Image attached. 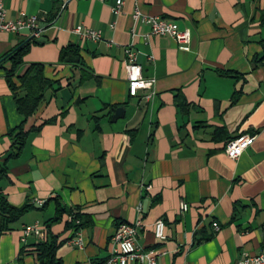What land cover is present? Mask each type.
Here are the masks:
<instances>
[{"label":"crops","instance_id":"1","mask_svg":"<svg viewBox=\"0 0 264 264\" xmlns=\"http://www.w3.org/2000/svg\"><path fill=\"white\" fill-rule=\"evenodd\" d=\"M116 1L6 0V20L45 21L17 75L41 65L47 84L24 130L42 126L6 161L0 182L9 205L31 206L0 234V264H37L41 240L22 241L23 229L34 225L62 241L56 251L62 264H105L120 223L140 224L135 245L162 253L157 264H234L243 254H260L264 0H122L114 17ZM64 2L59 25L48 26ZM135 13L188 31L186 50L152 35ZM78 26L101 38L79 37ZM29 40L28 31L0 33V60ZM126 47L136 53L143 79L154 80L134 98L127 94ZM64 52L71 62L61 61ZM8 68L0 61V159L10 151L7 131L23 121L5 80ZM117 109L123 114L114 120ZM239 135L253 140L231 160L224 150ZM180 201L188 205L184 213ZM57 205L81 216L76 233L65 216L46 227ZM158 222L162 239L155 236Z\"/></svg>","mask_w":264,"mask_h":264},{"label":"built area","instance_id":"2","mask_svg":"<svg viewBox=\"0 0 264 264\" xmlns=\"http://www.w3.org/2000/svg\"><path fill=\"white\" fill-rule=\"evenodd\" d=\"M123 1L117 0L115 5L111 8V13L116 17L120 13V9ZM66 3H62L59 6L53 19L48 22V26L57 27L65 13ZM134 19L140 21L150 28L152 35L168 36L171 37L179 46L180 49L186 50V45L189 42V32L179 30L177 25L157 17H143L139 13H135ZM40 22L45 23L43 19L39 20L36 17H29L25 19H17L15 21L6 20V0H0V33L18 34L22 31H28L31 40L38 39L42 32L43 27L40 26ZM114 23H111L110 28H113ZM74 34L81 38H86L92 41H97L101 38L100 33L93 31L82 26H78L73 31ZM125 54V73L127 82V94L129 97L134 98L137 96L139 91L151 90L154 85V80H145L142 77L140 66L136 62V53L131 47L124 49ZM150 95L145 96V100L148 101ZM253 138L249 135H241L235 140L229 142L224 150L225 155L231 159L236 160L244 152L246 148L250 146ZM37 204L42 206V202L38 201ZM188 210V205L180 201L179 211L184 213ZM79 224L78 221L75 222ZM214 231H218L216 223L212 224ZM140 224H126L120 223L117 225L114 234L112 236V243L115 247L114 254L108 259L105 264H128L129 262H138L139 264H157V258L162 255L158 251L148 250L141 251L137 249L135 245V238L137 236ZM34 235L41 241L45 239L44 230L34 225L25 227L23 229L22 241L26 237ZM155 236L158 239H162V224L160 222L155 224ZM264 241V232L262 234ZM75 243L82 247L80 240ZM234 264H264V251L258 255L243 254Z\"/></svg>","mask_w":264,"mask_h":264},{"label":"trees","instance_id":"3","mask_svg":"<svg viewBox=\"0 0 264 264\" xmlns=\"http://www.w3.org/2000/svg\"><path fill=\"white\" fill-rule=\"evenodd\" d=\"M31 41L33 42L34 40H29L19 45L4 55L0 60L1 62L6 61L9 63V68L5 70V80L8 89L13 94L16 111L23 117V121L19 126L7 131L6 137L10 140L11 147L6 157L0 159V182L7 174L6 161L16 157L20 153L28 135L32 132H37L42 126L31 128L27 132L24 130L26 119L30 117L42 103L43 90L47 84L42 75L43 67L41 65H31L22 75H17L18 70L23 66V58ZM74 51L76 50L74 49ZM67 52H64L61 57V61H65L66 63L71 62V60H64V58L68 56ZM218 134L219 133L216 131V135ZM239 136L235 137L233 140ZM233 140L228 141V143ZM30 209V205H24L19 208L12 207L8 204L0 190V234L11 231V226ZM63 216L70 219V221L65 223V226L67 229L71 230L73 234L82 226L81 216L78 213L57 205L55 216L46 223V227L49 228L52 224L60 221ZM76 221H78L79 224H76ZM61 244L62 241H58L56 236L47 234L46 238L35 246L34 252L36 253L37 264H62L56 257V251Z\"/></svg>","mask_w":264,"mask_h":264},{"label":"water","instance_id":"4","mask_svg":"<svg viewBox=\"0 0 264 264\" xmlns=\"http://www.w3.org/2000/svg\"><path fill=\"white\" fill-rule=\"evenodd\" d=\"M122 114H123V110L122 109H117L115 111L114 120L117 119V118L122 117Z\"/></svg>","mask_w":264,"mask_h":264}]
</instances>
